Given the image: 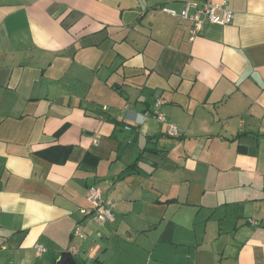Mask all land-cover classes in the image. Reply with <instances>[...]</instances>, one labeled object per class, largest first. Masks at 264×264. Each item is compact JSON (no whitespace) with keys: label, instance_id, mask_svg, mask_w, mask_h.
I'll return each instance as SVG.
<instances>
[{"label":"crops","instance_id":"crops-1","mask_svg":"<svg viewBox=\"0 0 264 264\" xmlns=\"http://www.w3.org/2000/svg\"><path fill=\"white\" fill-rule=\"evenodd\" d=\"M205 1L234 18L194 39L158 9ZM157 91L178 136L139 121ZM53 145L72 146L64 164L39 156ZM92 185L114 221L81 211ZM140 237L264 264V0H0V264H120Z\"/></svg>","mask_w":264,"mask_h":264},{"label":"built area","instance_id":"built-area-1","mask_svg":"<svg viewBox=\"0 0 264 264\" xmlns=\"http://www.w3.org/2000/svg\"><path fill=\"white\" fill-rule=\"evenodd\" d=\"M158 9L173 17L190 21L192 23L190 28L191 39H194L207 23L228 24L234 18V12L232 10L222 4H215L210 1H205L204 3L187 2L180 11L166 5H161ZM165 103L166 99L164 95L161 91H157L154 108L140 115L139 121H145L151 118L166 123L167 132L171 135L178 136L182 130L176 124L169 122L166 113L162 109ZM125 129L130 130L131 127L127 125ZM87 199L90 207L81 209L84 214L90 215L99 223L114 221L116 204L110 199L106 200L103 198V191L100 187L92 185L89 188ZM250 221L255 223L253 220ZM74 235L83 237L80 227L77 226L75 228ZM36 250L40 254L45 252L46 248L42 245H36Z\"/></svg>","mask_w":264,"mask_h":264},{"label":"rangeland","instance_id":"rangeland-1","mask_svg":"<svg viewBox=\"0 0 264 264\" xmlns=\"http://www.w3.org/2000/svg\"><path fill=\"white\" fill-rule=\"evenodd\" d=\"M146 162V161H145ZM94 223L96 225H101V223L96 222L93 219ZM138 239V237H136ZM135 238V239H136ZM143 237H140L138 241V246L136 247L134 245H126V249L124 250L123 253H121V257L119 260L121 261L120 264H146V262L150 259L152 260H162L160 258H164V262H154L150 261V264H190V262L193 259V253L194 250L193 248H187L186 251H190L191 253L185 252V257L181 255L180 250H179V255L177 256L175 252L168 254L167 250H161L156 252H152L151 250L146 251L143 249L142 245ZM188 254H190V258H187ZM150 255H153V257H150ZM175 256V259L170 260V257ZM168 258V259H166ZM118 262V261H117ZM194 264V263H191Z\"/></svg>","mask_w":264,"mask_h":264},{"label":"trees","instance_id":"trees-1","mask_svg":"<svg viewBox=\"0 0 264 264\" xmlns=\"http://www.w3.org/2000/svg\"><path fill=\"white\" fill-rule=\"evenodd\" d=\"M71 152H72L71 145H53V146H50L48 148L41 150L38 154L42 158L52 163L64 164L69 159ZM139 159L140 157H138L133 163L128 165V167L126 168V172H129L130 169L132 168H137L139 161H140ZM84 162L86 164L96 166L99 162V159L95 156H92L91 154H88L84 158ZM122 175H125V174L122 173Z\"/></svg>","mask_w":264,"mask_h":264},{"label":"water","instance_id":"water-1","mask_svg":"<svg viewBox=\"0 0 264 264\" xmlns=\"http://www.w3.org/2000/svg\"><path fill=\"white\" fill-rule=\"evenodd\" d=\"M53 264H80L74 257L71 250H66L60 253V255L55 259Z\"/></svg>","mask_w":264,"mask_h":264}]
</instances>
